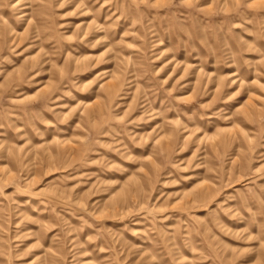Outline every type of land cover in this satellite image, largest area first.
Segmentation results:
<instances>
[{"label": "rangeland", "instance_id": "obj_1", "mask_svg": "<svg viewBox=\"0 0 264 264\" xmlns=\"http://www.w3.org/2000/svg\"><path fill=\"white\" fill-rule=\"evenodd\" d=\"M0 264H264V0H0Z\"/></svg>", "mask_w": 264, "mask_h": 264}]
</instances>
